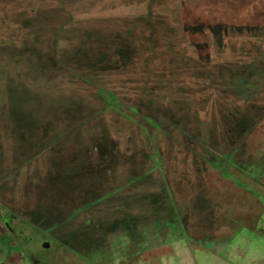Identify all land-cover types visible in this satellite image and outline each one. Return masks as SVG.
<instances>
[{"label": "rangeland", "instance_id": "obj_1", "mask_svg": "<svg viewBox=\"0 0 264 264\" xmlns=\"http://www.w3.org/2000/svg\"><path fill=\"white\" fill-rule=\"evenodd\" d=\"M4 81L44 123L29 152L0 141V264H264V0H0L1 115ZM186 149L215 194L258 200L248 225L212 223ZM75 185L72 219L29 229Z\"/></svg>", "mask_w": 264, "mask_h": 264}, {"label": "trees", "instance_id": "obj_2", "mask_svg": "<svg viewBox=\"0 0 264 264\" xmlns=\"http://www.w3.org/2000/svg\"><path fill=\"white\" fill-rule=\"evenodd\" d=\"M3 83H4V85H3V89H2L3 91L2 92L5 91V88L7 90L5 92L6 96L4 99V102H6V108L5 107L4 108L6 110L5 112L7 113V115H3V114L1 115L0 114V117H2V119L6 120L5 122H0V126L2 127V128H0V130L4 129L2 131V133H0V141L3 138L6 139V138H9L12 136H14V137L18 136L21 139V141L24 142L23 137H26V139H27L26 143L22 146L18 145L15 148L17 150V154L19 155V152L21 150L23 151L25 149L26 152L27 151L29 152L31 149H33V147L31 149H28L29 147H31V146H28L29 145L28 143L31 140L37 141L36 138L37 137L39 138V135H37L36 130H38V128L41 126L43 127L42 124L44 122H42L43 120H41L39 118H36V117L34 118V116L27 115L28 110L31 108V106H30L31 104L29 103L30 104L29 105V104L25 103L26 101L24 100V99H26V96L28 93L26 91L27 85H24L21 83L19 85L18 84L15 85L16 86L15 89H17V91L14 93L12 91V87H11V89L8 88L11 85L8 86V83H5V81ZM0 110H2V108H0ZM23 111H25V112H23ZM162 116L169 117V118L173 119V116L171 113L169 115H167V113L166 114L162 113ZM226 118H229V121L226 122L227 124H225V128H226L227 132L231 133L232 137H230L228 144L227 143L224 144L221 141L218 142L216 140L215 143L218 142L217 143L218 146H216L215 149H217L219 147V145H224V147L232 145L234 143L235 136L238 134L240 135L241 133H243L245 131L246 125H247L246 121L250 120V117L246 114H244L241 117V119H239L235 115H229V116H226ZM7 119H9L10 121L12 120V123L8 122ZM15 121H16V123H14ZM30 121H32V124L28 123ZM30 125H32L33 128ZM19 127L21 129H18ZM236 132H238V133H236ZM247 135H249V134H245L244 136H242V135L240 136L241 142L238 144V147H240V150H242V153L244 152V150H246L245 140L247 138ZM22 142H20V143H22ZM173 142L177 144L176 141H173ZM186 152H189L194 156V157L192 156L191 161H193L194 164H196L195 165L196 167H193V165H192V169L194 168L193 172L197 176L195 179V182H196L198 188L200 189V192L202 193V194L200 193L203 197V199H201V200L206 199V201L208 202V205H210L211 207L214 208L213 210H219L217 212V215L212 216V219H213L212 223L215 224V226H217V227L221 226V223L217 224L218 221L224 220L223 213H228V214H231L230 218H232V217L236 218L237 220L244 222V225H248V219L251 217L250 214H252L251 213L252 209L255 207L257 209H259L258 207L261 206L259 204L258 200H254L253 197L251 195H249L248 192H242L240 190L235 189V187H233V186L232 187L234 189H232L230 185H227L228 183L226 184L227 185V189H226L227 194L224 197L222 195L218 196L217 194H215V192H214L215 189L213 188V185H214V187L219 186V185H217V180H216L217 177L215 178V180L210 179V181H208V179L206 178L205 181L204 180L201 181L200 177H203V176L208 174V172H207V173H204L205 175H202L201 174L202 170L205 169V167L201 164H200L201 166L197 165V164H199V162L202 163L203 160L201 158L197 157L192 151H190L188 149H186ZM231 159L232 160L235 159V152L232 154ZM13 160L16 163L14 158H13ZM111 166L117 168V166H118L117 160L114 159V162L111 163L107 168H109ZM198 166H199V168H198ZM0 172H1L0 179H3L4 176H6V174L8 173V172H6V173L3 172V170H1V168H0ZM223 180L226 181L225 179H223ZM229 181H231V180H229ZM218 182L221 183V180L218 179ZM64 184H65L64 186L66 187L69 185V182L66 181ZM221 186H222V183H221ZM72 188H73L72 190L75 192L71 191V194L69 193L68 195L64 196V197L71 198V199L74 198L72 201H70L68 203L69 205L67 204L68 206L66 205V207H61L60 205H55V206H52L50 208H46V210H43L44 215L41 216L42 217L41 225H40L41 227L38 225L36 220H27L26 223L28 224L27 226H29V229L35 231L36 233H39L41 236L49 238L51 236V233L54 230L60 228L67 219H69V220L72 219L74 217V216H72L73 214H69L67 216L64 215V213H65L64 210L65 209L66 210L71 209L70 207H72V205H74V204L71 205V203H75V201L77 200L75 198H76V196H78L77 195L78 186L75 185ZM230 192L236 193V197L231 198ZM81 194L84 196L85 193H81ZM57 196L60 197V195H57ZM213 196L215 197V199L212 198ZM237 197H239V198H237ZM233 200H235V201H233ZM241 200L247 201L245 203L246 205L240 203ZM252 204H254L255 207ZM200 212H201V210L199 209V211H197V213H200ZM212 213H215V212H212ZM237 213H238L239 217L236 216ZM76 215H78V214H76ZM63 216H65L66 218H64ZM209 216H211V215L205 213L204 215L201 214L200 218L202 219L204 217L202 219L203 221L207 218L209 220L210 219ZM20 217H21V215H20ZM6 228H7V232L10 233L13 236V238H15V240H17L16 239L17 237L13 233L14 228L13 227L11 228L10 226H8ZM95 230L101 231V228L98 226V223L96 224ZM24 240H26L24 242L29 243L28 240H30V238L26 237V238H24ZM36 264H45V263H44V261H39V262H36Z\"/></svg>", "mask_w": 264, "mask_h": 264}, {"label": "crops", "instance_id": "obj_3", "mask_svg": "<svg viewBox=\"0 0 264 264\" xmlns=\"http://www.w3.org/2000/svg\"><path fill=\"white\" fill-rule=\"evenodd\" d=\"M248 156H249V157H248L247 159H248V161H249L250 158H251V154H249V152H248ZM236 256H237V254H236ZM243 256H244L243 254H240V255H238V258L241 259V258H243Z\"/></svg>", "mask_w": 264, "mask_h": 264}, {"label": "water", "instance_id": "obj_4", "mask_svg": "<svg viewBox=\"0 0 264 264\" xmlns=\"http://www.w3.org/2000/svg\"><path fill=\"white\" fill-rule=\"evenodd\" d=\"M48 245H49V243H47V242L43 243V247H48Z\"/></svg>", "mask_w": 264, "mask_h": 264}]
</instances>
